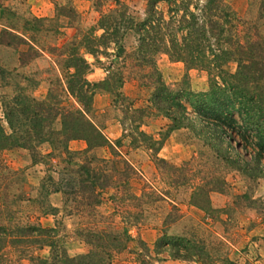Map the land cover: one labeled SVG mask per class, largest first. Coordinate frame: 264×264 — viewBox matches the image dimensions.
<instances>
[{
    "label": "trees",
    "instance_id": "1",
    "mask_svg": "<svg viewBox=\"0 0 264 264\" xmlns=\"http://www.w3.org/2000/svg\"><path fill=\"white\" fill-rule=\"evenodd\" d=\"M144 1V15L136 22L117 0H113L115 7L99 11L96 25L87 29L80 42V48L93 58L99 53L95 46L112 43L115 47L113 59H118L123 53L121 37L127 32L134 35L136 46L130 67L135 70L138 87L149 90V109L128 106L125 110L132 123L130 139L133 147L152 151L156 166L173 172L176 169L168 167L156 154L171 131L186 128L203 140L209 149H215L227 168L240 171L250 182L256 181L264 174V38L259 34L257 24L236 19L225 0ZM158 4H163L165 9L160 10ZM257 19H264V0L259 2ZM95 30L101 33L92 35ZM72 45L70 43L62 52L65 54L63 85L57 81L50 85L42 100L2 103L8 132L0 126V152L24 149L32 163L45 159L49 164L53 157L61 156L56 177L47 172L35 190V206L39 212L42 215L56 214L47 198L59 194L65 209L73 206L78 213L80 208V215L97 220L92 223V229H84V239L90 248L88 253L77 257L67 255L54 228L36 224L8 230L4 221L10 219L9 206L12 204H7L6 199L13 185L8 181L12 177L17 180L19 175L11 170L0 173V184L2 182L1 186L5 187L0 192V255L7 246L21 243L33 246L35 250L47 248V258L27 255V260L35 264H108L123 250L124 244L131 241V237L123 226L115 230L99 228L97 224L117 216L118 207L125 200L130 201L133 208H138L146 197L130 192L129 183L137 176L134 169L125 164V169L119 171L111 160L92 155L95 149L107 147L111 150L109 141L89 117L93 96L97 91H103L113 98L114 103H123L126 98L118 92L123 77L120 72H110L101 81L88 82L89 64L71 48ZM157 55H164L189 69L205 71L207 89L194 93L185 86L168 87L156 66ZM228 63L235 64L233 73L224 69ZM61 98H71L74 103L64 105ZM149 110L169 122L157 141L139 131L143 118L150 115ZM72 141L82 142L83 147L69 150L68 143ZM137 141L140 144L135 145ZM42 144H46L50 151L40 156L36 149ZM245 152L250 153L248 159ZM18 181H22V175ZM224 186L219 177L195 186L189 196V205L209 216L208 195L223 193ZM108 190L113 191L108 196L113 211L105 217L94 212L104 205L103 196ZM139 215L140 210L131 211L121 221L126 226L135 227ZM181 220L182 216L171 206L161 221L160 235L152 244L153 258L161 259L160 255L165 254L171 260L187 263L236 264L228 257L224 242L210 233L198 232L194 226H181ZM139 244L147 252L146 258L152 259L147 246L141 241ZM139 264L151 263L140 261Z\"/></svg>",
    "mask_w": 264,
    "mask_h": 264
},
{
    "label": "rangeland",
    "instance_id": "2",
    "mask_svg": "<svg viewBox=\"0 0 264 264\" xmlns=\"http://www.w3.org/2000/svg\"><path fill=\"white\" fill-rule=\"evenodd\" d=\"M97 1L0 0V126L8 132L2 103L42 100L50 85L56 81L60 85L64 84L65 54L62 52L73 43L71 48L89 64L90 72L86 75L88 82L101 81L110 72H120L123 77L122 86L118 90L126 98L123 103H114L113 98L103 91H97L93 96L89 117L107 138L111 150L107 147L95 149L92 155L111 160L119 171L125 169V164L134 169L137 176L129 183L130 192L136 196L146 195L138 208H133L130 201L125 200L118 207L117 216L111 217V221L104 219V223L101 221L97 224L96 227L115 230L123 226L131 237V241H127L123 250L115 254L108 264H139L140 261L151 264H198L171 260L165 254L160 255L161 259L153 258L152 244L159 237L161 221L171 206L182 216L181 226H194L198 232L210 233L224 242L228 247V257L236 264H264V174L250 182L240 171L227 168L215 149H209L203 140L186 128L171 131L156 154L168 167L176 169L173 172L158 168L152 151L144 147H133L130 139L132 123L125 110L128 106L149 109V90L138 87L135 70L130 67L136 46L132 33L127 32L121 37L123 53L118 59H113L115 47L112 43L104 47L95 46L99 53L94 58L80 48L87 29L96 25L99 11L115 7L113 0H99L100 5ZM117 1L133 21L142 19L144 0ZM225 2L230 8V4L234 3L232 0ZM259 2L244 0L237 9H231L236 19L246 23L255 22L259 34L264 38V19H257ZM158 8L165 9L163 4H158ZM100 33V30H95L92 35ZM155 63L168 87L177 89L185 86L194 93L207 89L208 75L205 71L189 69L180 62L168 60L164 55H157ZM224 69L233 73L235 64L228 63ZM61 100L64 105L74 103L71 98ZM149 112L150 115L145 116L139 124V131L157 141L169 122L155 111ZM136 144L140 143L137 141ZM82 147L80 141L68 143L71 151ZM36 151L43 156L49 153L50 148L42 144ZM56 151L59 155L60 148ZM245 156L248 159L250 153L245 152ZM60 158L53 157L49 164L45 159L32 163V158L24 149L12 148L0 152V173L14 171L19 175L17 180L22 175V181L17 182L13 177L8 181L13 185L8 190L6 203L12 205L9 206L10 219L3 221L8 230L36 224L43 228H54L67 255L77 257L88 253L90 248L84 239V229H92V223H97V220L80 215V208L78 213L73 210V206L69 210L65 209L59 194L47 198L48 203L56 209L54 215H42L35 206V190L40 179L47 172L56 177ZM212 177H219L225 186L223 193H209L211 213L208 216L188 202L194 187ZM2 184L0 192L5 190ZM111 193L112 190L106 191L103 196L104 205L96 208L94 213L109 216L108 213L113 211L108 201ZM138 210L140 215L135 227L122 223V217ZM139 241L147 246L152 259L146 258L147 252L141 249ZM28 254L47 258L48 249L35 250L33 246L22 243L7 246L0 255V264H35L27 260Z\"/></svg>",
    "mask_w": 264,
    "mask_h": 264
},
{
    "label": "crops",
    "instance_id": "3",
    "mask_svg": "<svg viewBox=\"0 0 264 264\" xmlns=\"http://www.w3.org/2000/svg\"><path fill=\"white\" fill-rule=\"evenodd\" d=\"M234 3H231L230 5L232 6L231 8H234V9H237V7L241 6L242 5V2L244 0H232ZM235 1H238V2H235ZM233 10V9H232ZM73 142H76V141H73Z\"/></svg>",
    "mask_w": 264,
    "mask_h": 264
}]
</instances>
